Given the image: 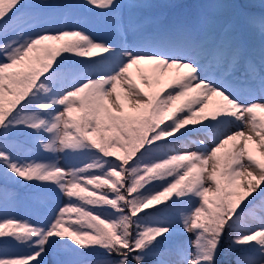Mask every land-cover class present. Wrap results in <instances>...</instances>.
Segmentation results:
<instances>
[{"label":"snow or ice","instance_id":"snow-or-ice-1","mask_svg":"<svg viewBox=\"0 0 264 264\" xmlns=\"http://www.w3.org/2000/svg\"><path fill=\"white\" fill-rule=\"evenodd\" d=\"M160 7L0 0V264H264V11Z\"/></svg>","mask_w":264,"mask_h":264},{"label":"rangeland","instance_id":"rangeland-1","mask_svg":"<svg viewBox=\"0 0 264 264\" xmlns=\"http://www.w3.org/2000/svg\"><path fill=\"white\" fill-rule=\"evenodd\" d=\"M251 2H254V3H257V4H261V0H251ZM133 71L135 72V69ZM137 77H138V73H137ZM177 103H179V102H177ZM195 138H196L195 136L191 137V139H195ZM209 143H211V141H209ZM192 148H193V150H195V145H192ZM36 157H37V159L45 158L41 153H36ZM82 158L73 157V158H70L67 161L66 160H61L60 162L64 163V164L65 163L76 164V162L79 161V159H82ZM20 199L23 200L24 198L20 197ZM15 214L20 215V216H28L29 218H32V219H36L37 218V216H35V214H29V213L25 212L23 209H21L20 211H18ZM59 258L60 257L57 255L55 250L49 251V253H48L47 257H46L47 264H56V261ZM226 259H228V257H225L224 255H221L220 261H224ZM147 264H154L153 259L149 258L148 261H147Z\"/></svg>","mask_w":264,"mask_h":264},{"label":"trees","instance_id":"trees-1","mask_svg":"<svg viewBox=\"0 0 264 264\" xmlns=\"http://www.w3.org/2000/svg\"><path fill=\"white\" fill-rule=\"evenodd\" d=\"M155 1L157 3L154 2V0H152V3L157 4V5H161L160 3L163 2L164 4H166L170 0H155ZM65 55H73V54H65ZM77 59H82V58H77ZM10 189L15 191L19 197L22 196L23 198H25L29 193V189H26V188H23L20 186H10Z\"/></svg>","mask_w":264,"mask_h":264}]
</instances>
